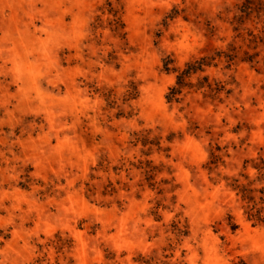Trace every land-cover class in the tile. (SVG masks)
<instances>
[{
    "label": "rangeland",
    "instance_id": "1",
    "mask_svg": "<svg viewBox=\"0 0 264 264\" xmlns=\"http://www.w3.org/2000/svg\"><path fill=\"white\" fill-rule=\"evenodd\" d=\"M261 199L264 0H0V264H264Z\"/></svg>",
    "mask_w": 264,
    "mask_h": 264
},
{
    "label": "trees",
    "instance_id": "2",
    "mask_svg": "<svg viewBox=\"0 0 264 264\" xmlns=\"http://www.w3.org/2000/svg\"><path fill=\"white\" fill-rule=\"evenodd\" d=\"M119 21L115 20V27L116 30L119 29ZM221 54H218L220 56ZM227 59L229 61H233V58L231 56H227ZM213 59H209L207 57L200 58L199 60H195L194 62L187 63L185 68L183 70H176L177 73V81L176 86L173 87L170 90V93L168 95L169 102L177 101V96L181 95L183 89L185 88H192L193 85L190 83V79L198 74L204 73V70L206 67H210L212 65ZM168 70V68H166ZM207 87L209 91L215 95H219L221 92L224 91V87L220 84L216 83L214 85L209 83V78L204 77L202 78V81H199L197 88L203 89ZM241 192L243 194L244 200H249V202H254L255 198L253 197V191L247 188H242ZM262 202H264L263 199H261ZM253 208L249 212V218L251 220H255L256 222H264V211L263 210H256Z\"/></svg>",
    "mask_w": 264,
    "mask_h": 264
}]
</instances>
